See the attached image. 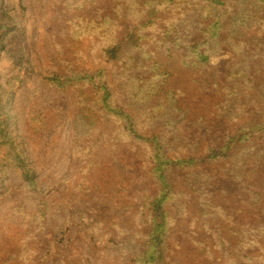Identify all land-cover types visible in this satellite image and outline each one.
Listing matches in <instances>:
<instances>
[{
	"label": "trees",
	"instance_id": "16d2710c",
	"mask_svg": "<svg viewBox=\"0 0 264 264\" xmlns=\"http://www.w3.org/2000/svg\"><path fill=\"white\" fill-rule=\"evenodd\" d=\"M64 8L70 29L55 55L67 73L50 84L70 94L76 120L54 216L82 209L78 229L100 246L132 233L111 253L101 246L93 264H176L174 256L264 264V195L249 179L264 168V0H76ZM10 20L0 14V47ZM92 51L112 68L89 74ZM174 53L195 95L170 87L161 59ZM9 107L0 95V182L19 170L22 184L4 186L5 194L32 193L37 208L16 198L19 223L0 227V264H48L57 248L52 239L42 255L49 191L18 143ZM28 117L39 136L45 116L32 108ZM219 169L240 183L216 187ZM175 227L181 238L172 245Z\"/></svg>",
	"mask_w": 264,
	"mask_h": 264
},
{
	"label": "rangeland",
	"instance_id": "374dc122",
	"mask_svg": "<svg viewBox=\"0 0 264 264\" xmlns=\"http://www.w3.org/2000/svg\"><path fill=\"white\" fill-rule=\"evenodd\" d=\"M75 1L0 0V14H5L12 22L11 24L9 21L11 29L4 35L0 47V95L10 105L11 123L20 133L18 143L22 142V148L32 158L35 167L40 172V179L43 182L42 189L49 191L46 193L49 199L46 222L40 232V235L44 237L41 242L43 243L42 255L45 256L52 249V239L56 242L57 248L52 252L48 264H93L95 254L102 251L101 246L107 253H111L113 243L121 247L133 239L131 233L110 238L107 243H103L101 246L98 243L93 244L94 241L90 243L89 240L82 237V233L78 229L77 223L83 212L82 209L77 208L73 211L69 209L70 212L63 216H54V210L61 202L55 191L64 190V184L59 182L67 174L72 164V136L76 119L73 112L75 104L70 94L53 88L50 78L55 75L62 77L67 73V70L61 69L62 56L55 55V49L58 43L65 40L63 31L67 32L70 29L65 19L68 16L67 11H71V9L64 7ZM87 12L90 13V11ZM81 14L85 15V13ZM90 55V59L86 60V65L83 67L89 71V74L101 69L108 71L112 68V63L107 61L103 52L92 51ZM161 63L164 64L163 67L173 73L169 85L174 92L185 91L195 95L196 92L187 81L188 74L184 72L185 69L179 54L174 53L169 58H162ZM106 81L108 87L113 89L114 85L109 76ZM91 91L93 90L91 89ZM32 108L37 109L39 114L45 116L44 131L37 137L29 123L28 115ZM219 170L222 181L216 184V187H220L222 183L232 186L240 183V180L233 175H229L223 169ZM211 171L217 172L218 169L212 165ZM181 172L186 173L187 170H181ZM249 179L263 191L264 195V168L249 176ZM22 182L21 172L15 169L7 171L4 180L0 182V227L5 224L4 226L12 227L13 230L18 225L16 198H24L29 211H34L37 208L32 193L21 192L12 200L5 194L4 186L11 185L14 192ZM64 199L65 195L62 196V201ZM220 200L232 208L239 206H237V202L234 204L229 198ZM69 206L64 205L65 208ZM241 206L251 211L256 210L255 206L251 207L248 203ZM183 230H186L185 227ZM173 231L170 239L172 245L181 238L180 230L177 231V227ZM136 239L138 241L139 238ZM118 254L121 255V253ZM96 257L100 256L97 254ZM174 260L176 264H182L176 260L175 256ZM147 264H155V260L150 259Z\"/></svg>",
	"mask_w": 264,
	"mask_h": 264
}]
</instances>
